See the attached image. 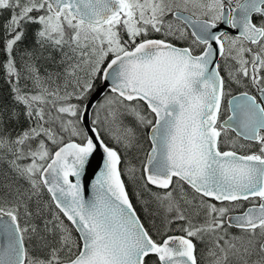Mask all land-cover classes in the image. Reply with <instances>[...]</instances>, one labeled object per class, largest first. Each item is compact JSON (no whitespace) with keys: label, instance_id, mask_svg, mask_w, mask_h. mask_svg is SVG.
<instances>
[{"label":"snow or ice","instance_id":"obj_1","mask_svg":"<svg viewBox=\"0 0 264 264\" xmlns=\"http://www.w3.org/2000/svg\"><path fill=\"white\" fill-rule=\"evenodd\" d=\"M0 73V264H264V0H0Z\"/></svg>","mask_w":264,"mask_h":264},{"label":"trees","instance_id":"obj_2","mask_svg":"<svg viewBox=\"0 0 264 264\" xmlns=\"http://www.w3.org/2000/svg\"><path fill=\"white\" fill-rule=\"evenodd\" d=\"M52 56L55 58V63H53L52 61H41L42 67H41V72L43 73L44 69H48L49 71H59L61 72V68H64V64H60V53L59 52H52ZM9 93V88L8 85L4 83V79H3V74L0 73V96H3L5 98H7ZM135 125V123H133ZM3 167V166H2ZM5 167V166H4ZM3 167V172H6V174L9 173V169L7 167H5L7 170H5V168ZM2 173V172H1ZM5 177V174H2L1 178H0V182L3 181ZM129 192H130V198L133 200V204L134 206L137 208L138 214L141 216V219L143 222H145L146 226H148L152 220L154 219L156 223H159V217H152L149 218V216L143 211V205L139 202H137L136 197L134 195H131L132 193V186L129 185ZM45 196H43L44 199Z\"/></svg>","mask_w":264,"mask_h":264},{"label":"rangeland","instance_id":"obj_3","mask_svg":"<svg viewBox=\"0 0 264 264\" xmlns=\"http://www.w3.org/2000/svg\"><path fill=\"white\" fill-rule=\"evenodd\" d=\"M64 67H65V65H64ZM63 70H64V68H61V72H63ZM123 119V121H124V123L125 124H127V125H129V126H135L133 123H134V120H133V118L131 117V116H125V117H123L122 118ZM22 126H26V125H22ZM5 166V167H7L8 168V165H7V161L6 160H4V161H0V178H1V176H2V174H6V172H3L4 170H3V167ZM4 167V168H5ZM5 170H7L6 168H5ZM2 172V173H1ZM8 175H10V172L8 173ZM45 195H47V193L45 192L44 194H43V196H45ZM46 201V200H45Z\"/></svg>","mask_w":264,"mask_h":264},{"label":"water","instance_id":"obj_4","mask_svg":"<svg viewBox=\"0 0 264 264\" xmlns=\"http://www.w3.org/2000/svg\"><path fill=\"white\" fill-rule=\"evenodd\" d=\"M221 27H224V26L221 25ZM233 33H235V32H233ZM101 100H102V97H101ZM86 198H91V189H90V187L86 191Z\"/></svg>","mask_w":264,"mask_h":264},{"label":"flooded vegetation","instance_id":"obj_5","mask_svg":"<svg viewBox=\"0 0 264 264\" xmlns=\"http://www.w3.org/2000/svg\"><path fill=\"white\" fill-rule=\"evenodd\" d=\"M236 33H233V35H235ZM48 195H45V197H44V200H46V201H48ZM230 231H235L234 229H230Z\"/></svg>","mask_w":264,"mask_h":264}]
</instances>
